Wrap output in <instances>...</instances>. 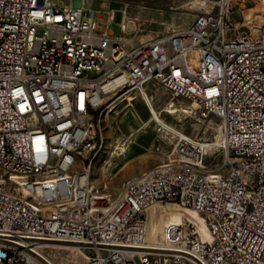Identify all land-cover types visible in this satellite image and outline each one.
<instances>
[{
    "label": "built area",
    "instance_id": "obj_1",
    "mask_svg": "<svg viewBox=\"0 0 264 264\" xmlns=\"http://www.w3.org/2000/svg\"><path fill=\"white\" fill-rule=\"evenodd\" d=\"M207 6L188 25L136 43L102 26L86 0H0V159L29 178L43 200L64 199L68 150L78 148L79 196L100 198V205L45 215L0 193V264H57L51 254L65 246L78 251L80 264H264V0ZM156 82L173 99L189 100L200 118H218L221 137L215 144L158 116L156 129L173 135L180 158L232 169V178L216 185L198 172L169 179L151 172L147 184H124L123 199L106 208V193H95L88 179L105 141L106 106L95 109V137L76 147L86 131V104L103 93L153 96ZM235 158L250 159V166H236ZM57 168L65 177L51 182ZM31 171H42V180ZM172 202L198 209L210 238L189 219L150 237L148 208ZM11 239H22L24 251Z\"/></svg>",
    "mask_w": 264,
    "mask_h": 264
},
{
    "label": "rangeland",
    "instance_id": "obj_2",
    "mask_svg": "<svg viewBox=\"0 0 264 264\" xmlns=\"http://www.w3.org/2000/svg\"><path fill=\"white\" fill-rule=\"evenodd\" d=\"M86 3L99 11L102 26L108 25L112 32L127 34L136 43L186 26L208 7L207 4L200 6L197 0H86ZM151 92L165 120L203 139L213 140L219 134L221 122L216 117L200 118L194 111L172 114L165 110L172 101L179 107L191 105L186 98L173 99L172 93L157 82L152 83ZM103 105L106 110L101 127L105 146L94 161L91 181L104 193L116 196L127 179L140 176L167 159L174 147V137L156 129L155 118L144 97L135 92L124 97L110 96ZM163 204L165 207L158 215L160 223L169 216L170 207L190 208L174 202ZM65 249L61 247L58 255L66 254ZM73 252L78 251L71 247L68 254ZM81 258L78 253L77 261Z\"/></svg>",
    "mask_w": 264,
    "mask_h": 264
},
{
    "label": "bare ground",
    "instance_id": "obj_3",
    "mask_svg": "<svg viewBox=\"0 0 264 264\" xmlns=\"http://www.w3.org/2000/svg\"><path fill=\"white\" fill-rule=\"evenodd\" d=\"M197 3L200 6L205 5L208 3V0H197ZM110 96L111 93H103L96 98H92V104H86V131L83 134H77L76 147H83L84 141H91L95 137V132L98 130V111L95 109L104 108L105 106L103 104ZM144 99L149 106L153 117H161L159 114L160 111L153 102V97L148 95V97H144ZM193 107L194 106L192 104L179 107L175 102L172 101L167 105L165 110L172 114H176L180 111L189 113L193 111ZM166 122L173 127H177L167 120ZM100 130L103 131L101 123ZM220 137L221 133L219 132L217 137L213 139L215 144L219 142ZM104 146L105 142L102 143V146L96 149L93 164L97 157L104 150ZM122 149H124L123 146ZM172 157L178 158V164H173V158H167L162 162V165L159 164L153 168L146 169L140 176L127 179L123 183L116 196L106 193V208H114L116 201H121L123 199L124 184H147V176H149L151 172L161 176L162 179L173 178L174 175H189V172H198V178L212 180L216 185H223V180L232 178V169H220L219 167L203 168V164L201 162H194L193 165L191 164V159L180 158L181 150H172ZM68 158L70 160V164H68L70 179H67L66 181L67 192L64 193V199H61V197L57 196H50L45 197V200H43L40 194H37L33 187H30L29 178L24 177L20 172L15 171L14 167H12L11 164H7L4 159H0V193L6 194L7 197L23 202L25 205H27L28 212L45 215H53V209L55 208H84L86 203L90 205H100V198L98 195L79 196L80 187L78 184H75V182H78L80 179V171L84 167V153H81L78 148H70L68 150ZM235 165L250 166V159L235 158ZM92 167L93 165H90L88 170L90 187H93L95 193H102L103 191L95 187L91 181ZM64 177V168H57L56 171L50 173L51 182H62ZM246 177H255V170H246ZM31 178L34 180H42V171H31ZM163 207H165L164 204H153L149 210L148 227L150 237L156 239L165 230L167 223H178L185 219H189L198 225L203 238H210V232L206 223V219L198 209L185 208L184 210H178L176 209L177 207H170L169 216L163 221V223H160L158 220V215L163 210ZM175 241H182V234H175ZM11 247H14L17 249V251H24V242L22 239H11ZM65 247V251H67L66 254L59 256L58 251L61 250L60 248L51 254V259L57 264H80L81 261H77L78 254L73 252V254L69 255L68 253L71 248L69 246ZM166 249H173V241H166Z\"/></svg>",
    "mask_w": 264,
    "mask_h": 264
}]
</instances>
